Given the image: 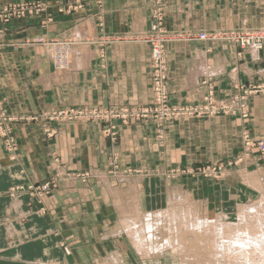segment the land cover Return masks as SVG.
Listing matches in <instances>:
<instances>
[{"label":"crops","instance_id":"obj_1","mask_svg":"<svg viewBox=\"0 0 264 264\" xmlns=\"http://www.w3.org/2000/svg\"><path fill=\"white\" fill-rule=\"evenodd\" d=\"M29 1L0 0V5ZM43 1L49 7L45 14L4 27V41L13 45L0 51V99L7 114L27 118L82 106L150 104L149 46L118 38L102 55L94 45L103 35L148 32L149 0H102L99 6L90 1L66 13L57 8L75 0ZM165 5V26L173 32L197 35L264 26V0H165ZM69 36L71 52L56 63L54 42ZM27 40L31 44L22 45ZM166 56L172 105L199 104L207 85L224 99L236 87L264 79V50H241L218 40H174L166 45ZM249 106L248 123L230 116L171 121L160 139L152 122L121 128L116 142L104 138L96 124L52 123L51 137L38 123L15 124L17 151L6 152L0 140V264H100L113 251L119 257L115 264H144L126 239L101 245L100 230L120 218L114 234L126 237L122 228L131 220L182 200L206 205L211 217L231 219L237 204L253 196L244 191L249 184L243 176L242 182L234 173L221 181L167 175L235 159L245 130L264 140V96L252 97ZM113 160L117 172H111ZM89 170L102 180L85 189L60 180L52 195L40 201L25 190L61 174ZM19 188L24 190L13 192Z\"/></svg>","mask_w":264,"mask_h":264},{"label":"rangeland","instance_id":"obj_2","mask_svg":"<svg viewBox=\"0 0 264 264\" xmlns=\"http://www.w3.org/2000/svg\"><path fill=\"white\" fill-rule=\"evenodd\" d=\"M84 1L83 0H75L74 2L69 3L67 5L65 4V6L58 7L57 11L59 13H66L67 11L75 12V10H78V9L80 10V8L85 6V4L89 3L90 1H93L98 6H99V3H100V5L102 3V0H84ZM149 6H150V11H151V13H150L151 14V22L156 17V15L161 16V20H156L157 27L151 29V26L153 25V23H151V26H150V29L148 32L142 33V34H136L133 37H129L128 34L125 36H121V37L103 35V36H101V39L100 38L94 39V41H96L95 42L96 44H94V45L96 46L97 50H99L102 55L105 54V52H103V51H105L106 47L109 46V44H113V43L118 42L117 41L118 38L122 39V40H129V41L144 43V44H147L149 46V48H150V76H151V83H152V97L150 100V104L148 106H144V107H148V108L155 107V104H154L155 101L153 100V84H154V74H156V68H155L156 64L152 60V54H153V51L155 48L156 40L157 39L163 40V46H165V56H166V45L170 42H173L174 40H176V41L177 40H188V41L189 40H191V41L198 40L197 38L193 37L196 35L193 32H184V33L173 32V31H170L167 29V27L165 26V17H166L165 0H149ZM47 8H49V7L46 4V2H44L43 0H33V1H29V2H19V3H6L3 5H0V24L2 25V28H3V29H0V51L7 48V47L13 46V45L9 44L8 42H5L4 38H3V35L5 33L4 27L7 24H9L13 20H24V19L39 17L42 14H45V12L47 11ZM155 8H156V10H155ZM51 20H52L51 15L50 14L47 15V21L50 22ZM159 24H160V26H159ZM260 30H264V26L257 27V28L241 27V28H234V29H222V30L218 29V30H214L212 32L213 33H215V32H238L239 33V32H247V31L253 32V31H260ZM212 32H210V33H212ZM199 41H201V40H199ZM221 41L228 42L226 40L225 41L221 40ZM228 43L235 44L233 42H228ZM28 44H31L29 42V40L25 41L22 45H28ZM64 44H67L68 49L66 47H64ZM235 45L238 46L241 50H248V49H242L237 44H235ZM72 47H73V43L70 41V36H69L68 40H65L61 43L60 42H54L53 52H56V56L53 55V57H55L56 63L61 62V60H62L61 58L65 57L66 54L68 53V51L70 53ZM261 50H264V47ZM261 50H257V51H261ZM101 60H103V58ZM166 64H167V56H166ZM163 73H164V77H166V81H165L166 86L165 87L167 88V91H168V64H167L166 72L164 71ZM263 76H264V74H263ZM204 84H206V83H204ZM260 86L261 87L264 86V79L259 84H255V85H251V86H247V87H245V86L236 87L235 93H233L228 98L218 99V98H216L215 93H213L214 94V101H217L221 104H224V102H228V104L232 105L233 108L236 106L235 109L240 111L238 114H236V112L226 113L224 109H219V111L221 113L220 112L215 113V115H212V116H193V115L188 116L187 115V116H183V117L181 116L178 118H172L170 120H165L161 124L157 123L158 121L154 120L152 118L141 119V118H136V117H128L129 119L127 120V122H123L120 118H117V117L93 119V118L81 116V114H83L84 112L89 113L92 111H97L98 113H105L106 111L107 112L117 111V110H119V108H122V109L123 108H129L130 110H134V109L138 110V109L144 108L142 106H108V107L82 106V107H77V108H68V109H63V110H53V111H49V112H44L38 116H33V117H27V118H22V117L19 118L18 117L17 118V117H13V116H10L9 114H7V112L4 108L3 102L0 99V103H1L0 115L4 116V120L0 119V140L2 142V145L5 149V151L13 155L18 149V144L16 142L14 132H13V126L15 124H24V123L27 124V123H31V122L32 123H38L41 126L40 128H42V130L44 131V133L48 137H51L54 135V132L50 128V125H49L52 123L58 124V125L96 124V125H101V135L104 138L109 139L111 142H116V140L119 136V130L125 126L132 124V123L152 122L155 125V128L157 130L156 134H157L159 139L162 136L161 135L162 134V128L167 123H169L171 121H180V120H185V119H190V118H203V117H205V118H211L212 117L213 118V117H218V116H230V117L237 118L239 120H242V121L248 123L250 118H251V109L249 106L251 98L254 96H264V92L254 93V92H257L259 90ZM208 87H211V86L207 85V88ZM204 94H206V93H204ZM202 101H203V99L200 100V103ZM168 103L170 104V106L180 107L178 110H185V109H187L185 107H188V105H186V106L172 105L170 103V98H168ZM197 105L198 104H196V106ZM191 106H195V105H191ZM182 107H184V108H182ZM60 113H63L61 117L59 116ZM242 113L244 115H242ZM70 114H71V116L76 115L75 116L76 118H71ZM51 115H52V117H51ZM58 117L61 119H58ZM9 119L12 121L11 122L8 121L9 123L7 122L8 124H5L6 121ZM242 140L243 141H242L241 153L235 159L229 161L226 164H217V165L206 164V165L199 166L198 168H195L192 171H190V170L181 171V173L178 175L176 174V172H171L167 176L169 178H175V177H178L180 175L191 174V176H197V177L205 178L208 180L212 179V180L221 181V179L226 178L230 174L234 173L233 176H235V178H237L240 181L242 180V182H243V178L247 177V179H248L250 177V174H257L260 177V179H262V181L264 182V140L254 139L251 136L250 132H248L247 130H245L243 132ZM259 169L262 170V171H260L262 173L256 172ZM115 171L116 172L118 171V164L115 162V160H113L112 164H111V172H115ZM113 174H111V175H113ZM242 176H243V178H241ZM98 179L102 180L101 175L95 174L93 171H90V170L86 171V172H82V173L72 174V175L61 174L59 178L54 177L46 183H43L40 185L29 186L28 188H25V190L27 191L29 196L34 197L40 201V200H42V198H45L47 196L52 195V193L58 188V183L60 180H66L69 183H76L78 185V187L85 189L87 187L93 186V184L99 183V181H97ZM247 179H246V182H247ZM249 183H251V182H249ZM45 186L48 187L46 190H44ZM247 187L248 186H246L244 188V191L247 192L248 190H250L251 193L253 194V196H251L252 199H248L246 202H242L241 204L253 203L256 201L257 196H259V193H257V191L252 187L251 184L249 185L250 188L249 187L247 188ZM18 190L23 191L24 188H22V189L19 188V189L13 190V192L15 193ZM188 203H190V202H188ZM196 205L198 206L199 204L190 203L191 207H197ZM171 207L169 206V208L164 210V212H167L168 209H170ZM236 209L237 208L235 207L233 210L232 218L229 220H226V221H234L237 218L236 215L238 214V212L236 211ZM159 215H162V214H158V216ZM209 216H211V215L209 214ZM149 217H150L149 219L152 218V220H153V221L150 220V222L151 221L154 222L156 220L157 216H155V214H154V215H150ZM119 220H120V218H117L114 221L109 222V226L105 230L104 229L100 230L101 236L98 239L100 240L101 245L108 244V239L115 241L116 244L122 240L124 243V240L126 239L128 242H130L131 244L134 245L130 236L126 235V237H125L124 235L121 236L118 234H114L115 231L119 230V227H118ZM145 220L141 223L143 224L145 222V224H146ZM166 220L168 221L169 219H166ZM131 221H136V220H131ZM113 222H114V224L110 225ZM163 222H164V220H162V223ZM107 224H108V222H107ZM122 229H123L122 234H125L126 232L124 231V227ZM160 229H162V230H160ZM147 232H149V233H147ZM145 233L146 234L155 233L156 235H153L154 239H155L154 242H156L158 244V246L165 244V242H164V239H165L164 225H161V227H159L157 229L153 228V230L145 231ZM189 245H191V246L187 247L188 249L184 252L183 256L182 255L177 256V254H175V252H173V251L171 252L169 250H167V251L165 250L163 252L161 250V252L159 254H157V253L151 254L150 257L145 256L142 252H138L137 250H136L137 251L136 254L139 256L140 260L144 264H149V263L150 264H183L185 262V259H186L185 257H187V256H190L187 258L191 259L188 261L189 264L207 263L206 262L207 259L205 257H203V255H206V253L202 252L200 250L194 249V245L192 243H189ZM134 248H135V246H134ZM103 256H105V258L102 259V262H100V264H115L114 263L115 260L118 263L117 259L119 257L117 256V253L115 254L114 251L110 252V253H106ZM206 256H208V255H206ZM160 262H164V263H160Z\"/></svg>","mask_w":264,"mask_h":264},{"label":"bare ground","instance_id":"obj_3","mask_svg":"<svg viewBox=\"0 0 264 264\" xmlns=\"http://www.w3.org/2000/svg\"><path fill=\"white\" fill-rule=\"evenodd\" d=\"M247 183L252 185L259 196L253 203L237 204L238 214L234 221H226L225 217L222 219L220 216L211 217L206 205L198 203L197 207H191V202L185 200V203L182 200L172 204L167 212L156 213L158 218L154 222L149 216H146V220L140 218L128 222L125 232L131 237L136 250L147 257L159 254L161 250L183 256L187 247L191 246L189 243H192L194 249L208 255H203L207 259L204 264H264V182L257 175L251 174ZM178 197L183 198L180 193ZM144 220L146 224L141 223ZM161 225L165 229V244L158 246L154 242L153 235L156 234H146L145 231L157 229ZM187 257L183 264H189L191 259Z\"/></svg>","mask_w":264,"mask_h":264},{"label":"built area","instance_id":"obj_4","mask_svg":"<svg viewBox=\"0 0 264 264\" xmlns=\"http://www.w3.org/2000/svg\"><path fill=\"white\" fill-rule=\"evenodd\" d=\"M156 10V8H155ZM160 17V18H159ZM156 20H161L160 15H156V17L152 20L153 25L151 29L157 27ZM160 26V24H159ZM198 40H214L221 41L226 40L228 42H233L239 45L242 49L248 50H261L264 47V30L260 31H247V32H215V33H201L197 36H193ZM63 58V57H62ZM152 60L156 64V74H154V84H153V100L155 101V107H144L141 109L130 110L129 108H119L117 111H110L105 113H98L97 111H92L89 113L84 112L81 114L83 117L98 119V118H120L123 122H127L128 117H136L141 119L152 118L157 120V123H163L165 120H170L172 118H178L183 116H212L215 113H219V109H224L226 113H234L238 114L240 111L233 108L232 105L228 104V102H224L221 104L217 101H214L213 88L208 87L205 90L203 95V101L197 106H188L185 107V110H178L180 107L170 106L168 103L169 92L167 91L166 86V77H164V71L166 72L167 64H166V56H165V46H163V40H156L155 48L152 54ZM264 92V86H260L259 90L254 93ZM1 107V103H0ZM184 108V107H182ZM224 112V111H223ZM221 113V112H220ZM63 113H60L61 117ZM242 115H244L242 113ZM76 115L71 116V118H76ZM52 117V115H51ZM67 117V116H66ZM0 119L4 120V116L0 115ZM58 119H61L58 117ZM7 120L5 124H8ZM8 122V123H7ZM48 187L45 186L44 190Z\"/></svg>","mask_w":264,"mask_h":264}]
</instances>
